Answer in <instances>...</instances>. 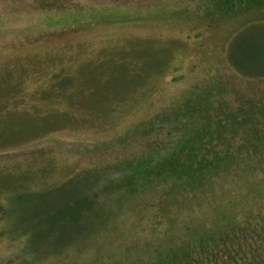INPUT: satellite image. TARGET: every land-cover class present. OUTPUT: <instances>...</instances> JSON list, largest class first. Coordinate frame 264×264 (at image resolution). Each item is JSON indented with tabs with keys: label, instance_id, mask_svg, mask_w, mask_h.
Masks as SVG:
<instances>
[{
	"label": "rangeland",
	"instance_id": "1",
	"mask_svg": "<svg viewBox=\"0 0 264 264\" xmlns=\"http://www.w3.org/2000/svg\"><path fill=\"white\" fill-rule=\"evenodd\" d=\"M232 2L0 0V189L8 188L0 208L30 193L45 194L31 209L45 199L54 205L58 191L72 188L79 202L87 198L76 218L82 229L63 243L59 234L14 240L12 223L31 229L35 217L31 210L30 220L17 221L8 209L0 264H137L187 232L264 209V174L223 173L185 189L159 178L174 154L188 161L186 137L202 133L206 113L214 119L207 129L214 133L218 122L223 131L226 103L237 107L264 90V82L235 76L228 58L243 26L264 16L223 10ZM216 78L229 79L231 94L203 105L208 111L196 107ZM69 223L57 224H77Z\"/></svg>",
	"mask_w": 264,
	"mask_h": 264
},
{
	"label": "trees",
	"instance_id": "2",
	"mask_svg": "<svg viewBox=\"0 0 264 264\" xmlns=\"http://www.w3.org/2000/svg\"><path fill=\"white\" fill-rule=\"evenodd\" d=\"M224 9L230 13L238 14L244 11L258 12L257 10H259V13L264 16V0H235ZM262 22L264 21L246 23L243 26V32L233 38L228 48L229 64L233 68L234 75L252 83L255 81L264 82V23ZM250 32H254V34ZM228 81L227 78L214 79L205 89V94L201 97L202 100L195 102V106L198 107L201 102V107L207 104L209 109L212 99L216 98L220 101L224 95L231 94ZM235 95L239 98L238 93ZM251 96L243 95V102L240 105L231 108L227 107L226 103V109L219 111V114L225 118V128L222 131L221 123H215L219 128L214 132L218 138H214V133L207 129L208 123L211 124L214 119L206 113L205 121H203L206 123L204 124L206 128L202 130V133L193 129L186 137L189 138L188 143L190 144L186 150L189 151L188 161H185V165H183L179 155L174 154L169 160L162 163L165 173L160 172L159 178L162 177L160 179L163 182H166V176L180 180L182 181L180 186L185 189L195 187L198 180L204 179L200 183L214 181L223 173H236L244 177L264 174V90L259 89L256 97ZM188 109L186 111L189 113ZM208 109L204 108V111H208ZM192 119L196 120V117H192ZM236 127L241 128L242 131L238 132ZM216 141L223 143V150L217 147L220 151L217 150L213 153L212 150H216L213 146ZM236 141L239 142L236 143ZM236 147H238V151L235 150ZM198 150L199 153H197ZM208 152L209 156H214L215 161L206 158ZM233 154L236 155V159L229 162L228 160L232 158ZM240 164L244 170L240 168ZM7 189L2 188L0 191H7ZM47 191H45L47 194L57 192V190ZM57 193H60L63 198L60 199L61 202L54 205L51 204L50 199H45V203L33 210L30 204L34 202H29L38 199L40 193L35 197L30 193L28 196L26 194L25 196L17 195L18 198L13 203L11 201L12 208L7 207L4 210L0 208V219L2 215L3 219L7 217L8 209L16 212L17 221H28L30 220L29 211L32 210L34 213L35 225L31 229H17L14 222L12 223L11 232L15 234V236L13 235L14 240L27 236L32 243L37 244V240L46 239V235L51 239L62 235L61 243H63L68 239L67 237L73 236L68 233L78 228L82 229V222L80 223L76 218L80 217L82 209L86 206L87 198L83 196L79 202L77 196L80 192L77 188ZM44 195L40 197H44ZM21 205L23 208L17 209ZM54 206L55 208H53ZM18 210L23 213H18ZM66 220L71 225L77 224L75 227L57 224L65 223ZM224 221L226 222L222 223L217 230L204 233L201 230L196 233L187 232L184 237L169 241L167 247H158L147 261L137 264H264V209L251 211L242 219L232 218L231 221ZM79 225L81 226L77 227ZM72 241L74 240L69 242ZM126 262L127 259L125 264H128ZM119 264L124 263L119 262Z\"/></svg>",
	"mask_w": 264,
	"mask_h": 264
}]
</instances>
